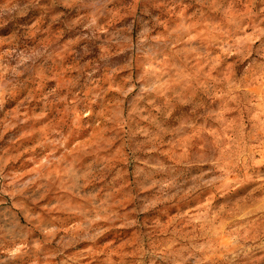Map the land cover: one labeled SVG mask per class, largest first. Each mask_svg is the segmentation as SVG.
Here are the masks:
<instances>
[{"label": "rangeland", "instance_id": "rangeland-1", "mask_svg": "<svg viewBox=\"0 0 264 264\" xmlns=\"http://www.w3.org/2000/svg\"><path fill=\"white\" fill-rule=\"evenodd\" d=\"M0 264H264V0H0Z\"/></svg>", "mask_w": 264, "mask_h": 264}]
</instances>
